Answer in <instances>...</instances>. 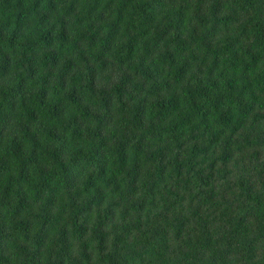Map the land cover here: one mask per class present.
<instances>
[{
  "label": "trees",
  "instance_id": "1",
  "mask_svg": "<svg viewBox=\"0 0 264 264\" xmlns=\"http://www.w3.org/2000/svg\"><path fill=\"white\" fill-rule=\"evenodd\" d=\"M0 264H264V0H0Z\"/></svg>",
  "mask_w": 264,
  "mask_h": 264
}]
</instances>
